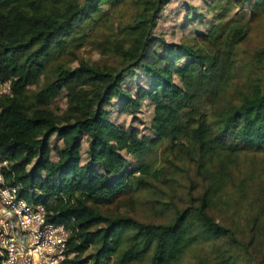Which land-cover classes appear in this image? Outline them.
I'll return each instance as SVG.
<instances>
[{
  "label": "trees",
  "instance_id": "1",
  "mask_svg": "<svg viewBox=\"0 0 264 264\" xmlns=\"http://www.w3.org/2000/svg\"><path fill=\"white\" fill-rule=\"evenodd\" d=\"M170 1L0 0L5 177L69 230L70 264H264V174L241 158L264 154V49L239 73L264 0L186 1L184 26L212 15L193 42L154 32ZM140 97L144 139L111 118Z\"/></svg>",
  "mask_w": 264,
  "mask_h": 264
},
{
  "label": "built area",
  "instance_id": "2",
  "mask_svg": "<svg viewBox=\"0 0 264 264\" xmlns=\"http://www.w3.org/2000/svg\"><path fill=\"white\" fill-rule=\"evenodd\" d=\"M11 93V80H0V98ZM12 163L0 148V264H70L69 230L50 221L41 203L20 196V186L6 180Z\"/></svg>",
  "mask_w": 264,
  "mask_h": 264
},
{
  "label": "rangeland",
  "instance_id": "3",
  "mask_svg": "<svg viewBox=\"0 0 264 264\" xmlns=\"http://www.w3.org/2000/svg\"><path fill=\"white\" fill-rule=\"evenodd\" d=\"M188 2H192L194 5L204 8L202 0H172L168 3L164 10V16L161 17L158 21V25L154 29L156 34L162 35L168 41H184L190 40V42L195 41L194 34L197 31H206L207 28L211 26L212 22V15L206 13L201 21H196L189 25H183L184 21V4ZM239 9L240 14L246 11V7L238 8L236 5L234 7V12ZM260 48L264 49V17L252 23V29L248 34V38L246 42L241 45L242 51L240 57H242L239 67L244 65L248 58ZM78 56L84 60L89 62L97 61L100 64H107L110 61L100 55L94 46L88 44L87 46L81 48L78 52ZM68 65L71 67H75L77 62H70ZM239 73L243 76L249 68L241 67ZM235 81H239V79H235ZM139 83H143V80H140ZM126 87H130L134 94H137V84L135 85L132 82ZM33 88V87H32ZM31 88V89H32ZM52 106H58L60 108L65 107V101L63 97H58L51 103ZM208 107L206 106L204 110H207ZM129 112L118 113L115 110H112L111 118L118 122L121 125H124L126 128H132L138 131L139 135L142 138L149 137L151 132L149 129L150 120L152 118V106L149 104L148 99L140 97V103L135 104V106L128 107ZM84 145V143H83ZM61 147V142H52L51 143V160L54 161L57 158L58 151ZM131 157L129 156V159ZM244 159V163L248 166L254 167L257 170H260L264 174V154L261 153H247L241 157ZM131 160V159H130ZM142 213V212H140ZM146 215L142 213L140 215L141 218H144Z\"/></svg>",
  "mask_w": 264,
  "mask_h": 264
}]
</instances>
